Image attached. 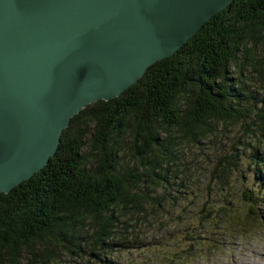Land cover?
Instances as JSON below:
<instances>
[{
	"label": "trees",
	"instance_id": "16d2710c",
	"mask_svg": "<svg viewBox=\"0 0 264 264\" xmlns=\"http://www.w3.org/2000/svg\"><path fill=\"white\" fill-rule=\"evenodd\" d=\"M262 50L264 0H234L119 97L82 109L48 164L0 194V264H51L58 250L86 256L89 247L100 259L116 245V208L140 215L163 199L153 189L176 173L183 141L196 143L217 123L233 121L264 137V103L248 101L246 87L252 75L264 83ZM260 150L256 190L242 193V215L226 216L241 232L264 222ZM218 210L231 215L226 204Z\"/></svg>",
	"mask_w": 264,
	"mask_h": 264
},
{
	"label": "water",
	"instance_id": "95a60500",
	"mask_svg": "<svg viewBox=\"0 0 264 264\" xmlns=\"http://www.w3.org/2000/svg\"><path fill=\"white\" fill-rule=\"evenodd\" d=\"M234 0H0V194L40 172L70 119L119 97Z\"/></svg>",
	"mask_w": 264,
	"mask_h": 264
},
{
	"label": "rangeland",
	"instance_id": "374dc122",
	"mask_svg": "<svg viewBox=\"0 0 264 264\" xmlns=\"http://www.w3.org/2000/svg\"><path fill=\"white\" fill-rule=\"evenodd\" d=\"M246 87L248 101L264 103V83L256 75ZM245 129L240 121L220 122L198 142L183 141L171 166L176 173L153 189L163 199L148 202L140 215L115 209L116 245L110 252L95 259L90 247L86 256L58 250L51 264H264V222L250 232L228 225L230 216L245 211L242 193L256 190V150L264 154V137L252 125ZM222 204L231 215L218 210Z\"/></svg>",
	"mask_w": 264,
	"mask_h": 264
}]
</instances>
